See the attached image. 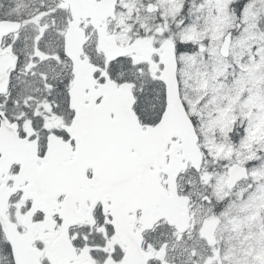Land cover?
<instances>
[{
    "label": "snow or ice",
    "instance_id": "6c2138e0",
    "mask_svg": "<svg viewBox=\"0 0 264 264\" xmlns=\"http://www.w3.org/2000/svg\"><path fill=\"white\" fill-rule=\"evenodd\" d=\"M0 264H264V0H0Z\"/></svg>",
    "mask_w": 264,
    "mask_h": 264
}]
</instances>
